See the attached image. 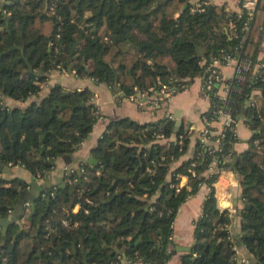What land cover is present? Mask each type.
<instances>
[{
	"label": "trees",
	"instance_id": "1",
	"mask_svg": "<svg viewBox=\"0 0 264 264\" xmlns=\"http://www.w3.org/2000/svg\"><path fill=\"white\" fill-rule=\"evenodd\" d=\"M204 6L197 9L191 0H0V173L6 165H23L44 177L91 134L100 114L90 88L57 82L41 95L54 69L71 68L130 96L153 92L159 80L184 90L204 71L203 58L237 55L238 45L242 56L259 61L262 37L253 41L250 31L241 42L246 13ZM230 19L239 37L228 30ZM239 86L230 103L254 133L235 162L233 129L222 150L210 153L198 140L195 154L172 169L188 149L189 129L181 126L170 140L176 124L169 115L146 122L120 117L108 122L92 149L98 163L82 162L80 170H67L64 184L42 186L29 214L12 215L21 191L32 184L1 175L0 264H84L86 254L88 264H166L177 252L179 208L203 183L211 191L180 264H245L241 245L251 264L254 258L264 264V69ZM254 88L261 96L251 103ZM8 97L27 103L11 104ZM215 154L229 158L220 169L234 168L243 187L238 241L230 229L233 214L218 206L219 172L204 174ZM184 174L189 186L177 188Z\"/></svg>",
	"mask_w": 264,
	"mask_h": 264
},
{
	"label": "crops",
	"instance_id": "2",
	"mask_svg": "<svg viewBox=\"0 0 264 264\" xmlns=\"http://www.w3.org/2000/svg\"><path fill=\"white\" fill-rule=\"evenodd\" d=\"M191 1L195 3L199 0ZM208 1L211 5L224 7L227 12L238 11L240 8V0ZM261 27L263 28L261 29ZM250 31L253 41H259L260 37L264 38V3L262 2L256 9ZM258 56L259 58L264 56L261 49ZM221 70L227 77H231L234 72L233 66L229 64L221 65ZM57 82H60L66 87L72 89L75 88L80 90L90 88L95 96L93 101L98 108L100 116L95 122L91 134L84 141H82L80 147L76 151L70 154L72 161L67 163L62 156L58 157L54 169L49 171L44 177L34 176L23 165H6L3 167L1 175L8 178L20 176L31 183V187L27 190H31L35 195V198L42 192V186L46 185L47 187H50L52 184H64L65 174L68 168L75 167L80 170L82 162L93 164L92 157L96 158V156L93 154L92 149L97 144L98 139L104 132L108 122L113 118L129 117L139 122H146L159 119L165 115H172L173 119H175V124L180 118L182 122L181 126H185L191 132V139L187 151L180 159L176 160L172 164V169H174L184 159H188L195 154L199 138L198 134L204 127L202 115L210 108L211 105L209 97L202 89L203 79L201 75L196 76L184 90L175 93L161 105H151L147 102L138 103L131 99L130 96H127L121 89H119V87L114 88L105 82L97 81L89 76H77L71 69L68 71L60 69L52 70L47 83H45V86L41 91V95H45L51 85H54ZM255 93L257 96H261L260 89H257ZM6 100L11 104L17 105H25L27 103L10 97ZM144 105L147 107H144ZM214 124L216 126L219 125L218 123ZM180 127H178V129ZM178 129L174 130L172 135L169 137L170 140L177 139ZM237 133L238 140L235 142L234 150L235 154L239 155L248 147L249 139L254 133L249 127L246 119L243 117H240L238 120ZM211 172L213 171L206 169L205 175L208 176ZM188 180V176L183 175L180 181L181 185L189 186ZM214 186L216 189L218 206L221 209H229L233 214L230 229L234 239L238 241L239 239H237V236H241L242 228L241 209L244 205L242 196L243 187L240 177L231 166L224 167L220 170L218 179L214 182ZM33 189L35 190L33 191ZM210 191V184L203 183L197 193L188 197L187 200H185L180 206L174 221L173 239L176 246L186 245L191 247L194 243L195 220L200 216L202 204ZM31 203L32 202L30 201V209H32ZM79 207L80 205L77 204L73 210L77 211ZM27 208L28 206L25 205L22 214H27ZM12 215L17 217L14 210ZM185 252L187 251L177 250V252L166 264H180L181 257ZM123 253L125 252L123 251ZM239 254H241L242 257L249 256V253L244 245L239 246ZM130 264L148 263L137 261Z\"/></svg>",
	"mask_w": 264,
	"mask_h": 264
},
{
	"label": "built area",
	"instance_id": "3",
	"mask_svg": "<svg viewBox=\"0 0 264 264\" xmlns=\"http://www.w3.org/2000/svg\"><path fill=\"white\" fill-rule=\"evenodd\" d=\"M261 2L264 3V0H240V8L237 12L239 15L246 13L247 17L243 25L245 34L241 35V42L245 41L246 33L250 32L251 23L253 21L256 9ZM208 4V0H199L195 2L196 8L201 10L205 9L204 5ZM262 28L263 27H261V29ZM228 30H230V33L235 37H239L235 20L230 19L228 21ZM263 39L264 38L262 37L261 51L264 53ZM240 46L241 45H238L235 48L237 55L228 51H224L221 53V56H211L210 58H203L201 61L202 65L204 66V71L201 74L203 79L202 89L209 97L211 102L210 108L206 112L209 111L212 114L210 115L206 112L203 113L202 118L204 127L198 134V140L201 142V146L210 153H215L217 150L223 149V138L226 136V131L228 129H233L234 134L238 137L237 126L240 117H237L234 114V108L230 103L233 89L240 90V82H245L246 80L251 79L257 80L263 74L264 56L262 58H258L259 61L253 62L250 58L244 57L240 54ZM224 64L233 66L234 72L231 77H227L222 72L221 65ZM230 79H236L238 83L233 84ZM159 83V87L152 88L153 92L148 90L144 92L137 91L136 93L131 94L130 98L138 103L147 102L151 105H161L163 102L171 98L175 93L179 92L175 86H172L167 82H161L159 80ZM257 89L259 88H254L251 92L249 97L251 103H256L260 98V95L257 96L255 93ZM94 97L95 96L93 95L92 100H94ZM170 117L173 118L172 115H170ZM214 123H218L219 125L216 126ZM158 137L162 139L165 136L161 134L158 135ZM183 137V134H180L179 139L181 142L183 141ZM228 159V157H224V160H221L218 155L215 154L207 169L212 170L213 172L211 173H220L221 169L219 164L223 161H227ZM196 164V160L192 161L191 166H195ZM69 169L70 168L67 170ZM190 170L192 175L195 176L197 173L196 170L193 167H191ZM180 186H182L181 182L176 185L177 188ZM25 205L29 207L30 201H26ZM64 222L67 223L66 221ZM237 252L239 254V248L237 249ZM241 261L245 264H251L250 259L247 257H242Z\"/></svg>",
	"mask_w": 264,
	"mask_h": 264
},
{
	"label": "water",
	"instance_id": "4",
	"mask_svg": "<svg viewBox=\"0 0 264 264\" xmlns=\"http://www.w3.org/2000/svg\"><path fill=\"white\" fill-rule=\"evenodd\" d=\"M186 6V5H185ZM215 9V6L214 5H211L210 6V9H209V12L213 11ZM71 69V68H70ZM182 125V122H181V119L179 118L177 121H176V127L175 129L177 130L178 127H180ZM238 155L237 154H234L233 155V162L236 161ZM63 158L65 159V161L67 163H70L72 161V157L70 154H65L63 156ZM92 163L93 164H96L98 163V159L97 158H94L92 157ZM1 165L3 166L4 164L1 163ZM0 176H1V173H0ZM35 189H33L34 191ZM50 198L48 197V200ZM26 201H31V207H34V201H35V195L32 193L31 190H22L21 193H20V196H19V200L17 202V204L15 205L14 207V213L19 216L23 213V210H24V207H25V203ZM4 222L7 224L8 222L6 220H4ZM6 230H7V227L4 226L3 228V233H4V240L6 239ZM237 239H240V236H237ZM176 249L177 250H181V251H189L191 249L190 246H186V245H177L176 246ZM248 256V255H247ZM248 258L252 259L250 256H248ZM242 260V255L239 254V261ZM83 263L84 264H88V257H87V254L85 255V257L83 258ZM253 264H258V260L256 258L253 259Z\"/></svg>",
	"mask_w": 264,
	"mask_h": 264
},
{
	"label": "rangeland",
	"instance_id": "5",
	"mask_svg": "<svg viewBox=\"0 0 264 264\" xmlns=\"http://www.w3.org/2000/svg\"><path fill=\"white\" fill-rule=\"evenodd\" d=\"M144 107H147V106H146V105H144ZM24 208H25V207H24ZM30 211H31V210H30V208L28 207V208H27V211H26V212H27V214H29V213H30ZM25 220H26V219H25L24 217H23V218H21V221H23V222H24Z\"/></svg>",
	"mask_w": 264,
	"mask_h": 264
}]
</instances>
